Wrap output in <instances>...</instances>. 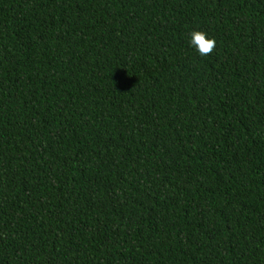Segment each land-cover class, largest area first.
<instances>
[{
	"label": "trees",
	"instance_id": "obj_1",
	"mask_svg": "<svg viewBox=\"0 0 264 264\" xmlns=\"http://www.w3.org/2000/svg\"><path fill=\"white\" fill-rule=\"evenodd\" d=\"M0 264H264V0H0Z\"/></svg>",
	"mask_w": 264,
	"mask_h": 264
},
{
	"label": "clouds",
	"instance_id": "obj_2",
	"mask_svg": "<svg viewBox=\"0 0 264 264\" xmlns=\"http://www.w3.org/2000/svg\"><path fill=\"white\" fill-rule=\"evenodd\" d=\"M189 45L193 47L201 57L209 56L215 49L216 41L206 32L194 30L190 33Z\"/></svg>",
	"mask_w": 264,
	"mask_h": 264
}]
</instances>
